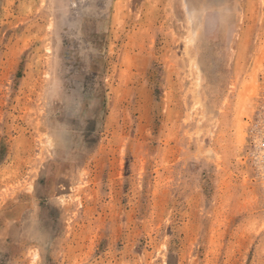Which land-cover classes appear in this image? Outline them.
I'll list each match as a JSON object with an SVG mask.
<instances>
[{"label": "rangeland", "instance_id": "obj_1", "mask_svg": "<svg viewBox=\"0 0 264 264\" xmlns=\"http://www.w3.org/2000/svg\"><path fill=\"white\" fill-rule=\"evenodd\" d=\"M0 264H264V0H0Z\"/></svg>", "mask_w": 264, "mask_h": 264}]
</instances>
